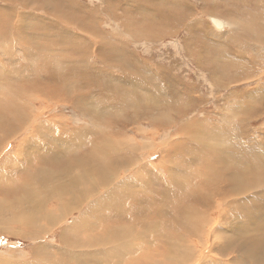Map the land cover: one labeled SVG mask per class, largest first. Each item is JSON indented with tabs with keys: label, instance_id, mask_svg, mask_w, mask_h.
Wrapping results in <instances>:
<instances>
[{
	"label": "rangeland",
	"instance_id": "374dc122",
	"mask_svg": "<svg viewBox=\"0 0 264 264\" xmlns=\"http://www.w3.org/2000/svg\"><path fill=\"white\" fill-rule=\"evenodd\" d=\"M9 1L0 0V104L3 103V108L7 111L8 101L9 99L14 100L18 85L25 83L24 79H18V76L20 74L24 76V73L29 86H33L35 90L48 96L51 94L49 101H52L51 106L35 117V120H39L34 125L35 137L33 136L32 140L25 137L28 136L27 134L22 137L27 138L25 140L27 150L36 144L35 141L41 143V135L50 133L48 130L50 126L51 133H56L54 124L58 120L66 119V125H69L68 129L70 128L65 134L66 140L75 141L87 130L90 131L89 133L96 134L84 138L85 143L80 148L78 147L80 141L73 143L75 146L73 149L61 148V151L65 149L68 154L73 155L69 156L71 157L69 167L75 164L72 168L75 171L76 165L82 163V166L88 169L104 170L109 168L106 166L107 162L118 161V158L115 159L112 156L111 147L126 149L133 143L138 146L137 155L141 157L139 160L141 162H137L132 170H130L131 167L120 169L121 178L118 180L142 177L148 183L160 185L161 195L165 194L167 189H173L170 176L167 178L165 173L181 176L184 170L189 172L184 169L185 166H182L185 164L191 166L189 167L190 172L194 175L204 173L206 167H199L196 161L191 160V156L192 158L193 156L206 157L208 154L211 157L209 165L213 168L224 167L230 164V161L264 167L262 165L264 163V0H173L170 5L165 4L167 2L163 4L162 0ZM163 13L167 14L162 18ZM65 18H69L74 25L69 24ZM161 18L162 21L168 18V21L163 23ZM211 19H217L223 27L217 29L211 23ZM81 20H84V23ZM42 25H44L43 28H41ZM78 26H82L83 31L82 28L78 30ZM152 30H159L161 36L157 38L156 35L152 36L154 33ZM83 32H87L88 36L85 34L86 37ZM12 33L15 40L14 46L11 43L12 40L5 41ZM72 35L78 36L80 42L66 41V46L62 47L60 42ZM51 36L53 38H50ZM90 36L100 37L102 40L98 38L95 40V38L92 44L93 40L91 41ZM24 44L25 46L22 47ZM39 56H46L53 60L66 56L67 66L63 67L64 64H62V68L59 66L56 68L51 60L46 61L50 64L48 70L44 71L43 68L46 62L43 67L40 65L43 73L38 72L40 76L35 79L36 81H32L36 75L30 69L31 60ZM87 58L100 71L107 73L106 78L103 76L104 79L89 73L93 78L89 86L92 91L94 90V98L90 100L85 84L87 79L80 85L74 73L71 74L72 71L68 68V65H74V68L79 71V67H85L81 62ZM54 68L56 70L53 75H47L49 70ZM23 69H25L24 72ZM87 71L89 72L90 69ZM80 74L86 76L84 70ZM118 75H123L122 77L128 75L132 81H136L133 84L125 80L124 83H117ZM70 76L71 82L66 80ZM41 83H44L42 86H45V90L36 87ZM147 90L149 93L146 94ZM78 98L84 101L78 108H75L77 107L75 100ZM102 98L113 110L117 109V101L124 98H127L129 104L141 105V110L138 109L135 112L131 108L122 107L124 111L121 109L119 115L107 120L106 126H104L106 121H101V124L96 127L91 121L92 114L87 112V109H90V104L96 103L97 115L102 111L98 108V100ZM158 100L161 102L158 103ZM28 105L23 102V106ZM169 105L173 107L169 109ZM43 106L45 107L39 103L34 105L38 111ZM235 109L242 111L238 118L234 116ZM196 127L202 130L203 134L197 130L193 132ZM208 136H212V139L208 140ZM49 139L50 137L45 138V140ZM176 142V146H171ZM7 143V149L3 154L4 157H10L3 158L4 163L12 158L13 166L22 168L26 149L18 148L19 142L16 143L15 140ZM167 143L170 146L168 150ZM91 150L93 153H90ZM71 151L74 152L71 153ZM143 165H149L148 167H152L156 172L139 170ZM260 171L262 175L259 171L258 175L262 177L258 179V186L255 185L253 189L246 191L248 193L245 192L234 198L227 196L230 192L228 189L230 190L233 185L231 180H226L224 177L218 181L219 189L221 192L224 190L223 197L224 194L226 195L223 200L214 198L215 187L208 192L198 191L200 195L212 201L213 205L209 203V210L202 206L206 211L201 212L207 213L208 220L205 221V225L202 226L204 228L197 233V236L179 227H176L178 231L175 229L176 236L174 231H169L171 233L168 236L169 239L173 237L170 239L172 247H177L175 242L183 247H190L189 254L179 253L178 261L189 255V261L185 264H243V262L236 261L237 256L240 258V251L242 256L249 252L255 255L260 253V249L264 248V186H262L264 185V170L260 169ZM136 172H139L138 175L135 174ZM190 172L189 175L192 176ZM0 174L5 175L4 172ZM205 174H208V171ZM17 175L16 173L15 176ZM158 176L161 178V184L158 182ZM253 176L254 174L251 175ZM137 184L124 183L125 187H130V189L137 188L139 185ZM0 186L4 185L0 184ZM138 188L141 193L153 195L150 190L145 191L141 187ZM1 190L0 202H11L22 192V190L13 189V192L8 194V191L12 190L11 187L7 188V193ZM177 201L175 200L179 204L180 202ZM108 202L107 200V205ZM165 204L167 203H162L161 207ZM138 206L141 211L138 215V222L135 224L136 230L127 235L131 234L129 243L136 247L140 246L137 251H144V257L137 262L129 260V264H168L162 260L161 249H157L161 245L157 247L156 241L159 242L161 239L158 235L155 237L154 233L147 231V228H153L151 221H155L156 226H160L157 228L161 231L159 234L162 237L166 223L164 214L166 212L167 215L171 214V210L165 207L166 212L164 211L165 213L161 215L159 210L152 212L146 210L144 202H139ZM200 206L197 204V207ZM6 210L8 209L5 208ZM78 214L81 212L65 217L60 224L47 231L45 238L40 239V244H47L58 249L62 242L60 237L65 234V231L78 229L85 232L82 238L79 236L81 240L79 243H82L90 228L89 242H92L95 236L102 238L101 243L105 245L103 248L105 252L111 250L115 243L116 248L123 246L124 241L121 237L115 241L112 240L114 232L111 229L99 230L95 235L93 225L96 226L94 223H97L98 226H102L101 217L104 213H99L102 215L97 217L86 213L81 219L82 224L80 222L78 227L76 225V228L72 229L70 225L79 216ZM168 217L171 219L170 215ZM255 241H258L259 245H254ZM68 245L70 252L79 250V253L85 254V252L97 251L96 248L88 251L87 248L92 249L91 243L73 246L69 242ZM240 245L242 248L238 247ZM35 248V241L0 231V260L2 263L6 261L8 264H17V262L23 264V261L33 260L38 256L34 253ZM49 252L52 255L55 254L53 258L56 259L55 250L51 248ZM162 253L166 257H170L173 253L167 248L166 240ZM252 259H256V256ZM40 263H46V261ZM79 264L93 263L82 261Z\"/></svg>",
	"mask_w": 264,
	"mask_h": 264
},
{
	"label": "bare ground",
	"instance_id": "6f19581e",
	"mask_svg": "<svg viewBox=\"0 0 264 264\" xmlns=\"http://www.w3.org/2000/svg\"><path fill=\"white\" fill-rule=\"evenodd\" d=\"M162 1H163V4L165 2H167L165 4L170 5L173 0H162ZM14 2H16V0H14ZM19 4H21V2H19ZM165 14H167V13H163L162 18L165 16ZM162 18H161V22L166 23L164 21H168V18H164L163 19L164 21H162ZM65 20L69 24L74 25V23L71 22L69 18H65ZM213 20L217 21V19H213ZM53 21H56V20H53ZM82 22L84 23V20ZM56 24H55V26H56ZM159 24H161V23H159ZM51 25L52 24H50V26ZM43 26L44 25H42L41 28H43ZM52 27H54V26H52ZM78 27H79L78 30H81L80 28H82V31H83L84 28L82 26H78ZM150 27H152V26H150ZM156 27H157V24H156ZM27 28H28V26H27ZM40 29H39V31H40ZM64 29H63V31L65 32L66 29L65 30ZM157 29H159V28H157ZM155 30H152V31H154L152 36L156 35L155 36L156 38L161 36V32L159 30L158 31H155ZM36 31L38 32V30H36ZM51 31H53V30H51ZM147 31H148V29H147ZM54 33H56V31H54ZM67 34H69V33H67ZM83 34L84 35L86 34L88 36L87 32H83ZM95 34H97V32ZM144 34H145V31H144ZM72 36H70L68 39L62 38L63 40L60 42V45L62 47H65L66 41H68V42H70V41L80 42L78 36H76V35L75 36L72 35ZM50 38H53V37L51 36ZM90 38H91V41L93 40L92 44H94L95 38H96L95 40H97V38L99 40L101 39L100 37L93 38V36H90ZM86 39H88V38H86ZM7 40H12L11 41L12 45L13 46L15 45L13 33L10 34V37L8 39H5V41H7ZM103 43L104 42H102V44ZM25 44H26V42H25ZM25 44L22 47H24ZM98 44L99 43H97V45ZM103 50H105V49H103ZM49 60L52 61L53 65H55L56 68H58V66L61 67L62 64H64L63 67L67 66V64H66L67 57L66 56H64L63 58L61 57L58 60H53V59H50L49 57H46V56H44V57L39 56V57L33 58L31 60L32 66L30 69L35 73L36 76L34 78L29 76L31 79L33 78L32 81L33 80L36 81L35 79H37V77L40 76V73L38 74V72L43 73L42 69L40 68V65H41V67H43V64ZM81 63L85 67H79L78 66L79 71H77L74 68V65H68V68L71 69L70 70V71H72L71 74L74 73V75L77 78V81L79 82L80 85H82L85 82L84 80L87 79L86 80L87 83H85V84L87 85L86 89L88 90L89 100H90V99L94 98V96H93L94 90L92 91L91 87L89 86L91 84L92 79H93L92 77H90L89 73L91 72V74L93 76H98V77H101L102 79L106 78L107 73L103 72V70L100 71L97 66L93 65V63L90 61L89 58H87L86 60L83 59V61ZM48 65H50V64H48L47 62L44 64V67H43L45 69L44 71L48 70ZM75 66H76V64H75ZM89 69H90V71L88 72L87 70H89ZM24 70L25 69H23L22 71L24 72ZM54 70H56V69L54 68L53 70H49L47 75H53V73L55 72ZM83 70H84V74H86L88 72L86 74V76L81 75L82 73L80 74V72H82ZM103 76H104V78H103ZM122 76H119V75L117 76V78H116L117 83H124V80H125L128 83L133 84L136 81V80L132 81L128 77V75H125L124 77H122ZM67 78H66V80H70V82H71V76L69 77V79H67ZM18 79H24L23 82H25V83L20 85V86L18 85V87H17L18 91L16 92V95H15V98L13 101H11L10 99H9V101H8V99L6 100L5 104L8 101V105H9V108L7 109V111L3 108V103H2V105L0 104V172L5 173L4 176L2 174H0V184L4 185V186H0V189L3 190V193H7L6 192L7 188L11 187L12 190L8 191V194H11L13 192V189L15 191L16 190H22V192L18 198H15L11 202H5V201L0 202V231L6 232L9 234H14L16 236H20L22 238H26L27 240H32V241L36 242V248L34 250V253L37 254L38 256H36L33 260H29L27 262L23 261V264L24 263L25 264H79L82 261L86 262V263H88V262L93 263V264L94 263H98V264H101V263H104V264H121L123 262H125V264H129V260H132V261L134 260L135 262H137L139 259H141V257H144V251H142V250L137 251L138 250L137 248H139L140 246L136 247L134 244L129 243V240L131 238V234L127 235V233H131V232L133 233L136 230L135 224L138 222V217H139L138 215L141 211V209L138 206L139 202L145 203L146 210H148L150 212H152L154 210H159L161 215H163L166 212V210L164 209L165 207L166 208L168 207L171 210V214L167 215V212H166V214H164V216L166 218L165 219L166 223H165V226L163 227V229H165V232L163 233L162 237L159 234V232H161V231H158V228H157L159 225L156 226L155 221H151V223L153 224L151 226H153V228L148 227L147 231H150L152 234L154 233L153 235L155 237H157V235H158V237L161 239V241L159 240V242L156 241L157 242L156 245H157V247L159 245H161L157 249H161L163 261H165L168 264H185V262L189 261V255L186 256L185 258H183L182 260L178 261L179 260V253L189 254L190 247L189 246L183 247V245H178V243H176L174 239L173 240H174L177 247H172L170 245V239H172L173 237H170V239H169L168 236H170V234H171L170 230H172L174 232L176 230L178 231V229H176V227H179L181 229L183 228V230H186L189 234L196 235V236H197V233H199V231L204 228L202 226L205 225V221L208 220V215H207V213L204 214L201 211H203V210L206 211L205 208L209 210V203H210V205L211 204L213 205V202L210 201L209 199H206L202 195H200L198 193V191L208 192L213 187H215V192L213 194L214 198H219V200H223V198H225L226 195L224 194V197H223V191L224 190L221 192V190L218 187L219 186L218 181L224 177L226 180H231V183L233 185V187L231 186L230 190L227 188L228 191H230L229 195H227V196L234 198V196H239L240 194H244L250 188L253 189L252 187H254L255 185L258 186V179L260 177H262V176L258 175V171H259V174L262 175L260 169L264 170V167H261L257 164H256L257 167H255V166H252L250 164L244 165L243 163H240V161L237 163H234L235 161L234 162L230 161V164H228L224 167H220V168L214 167L213 168L212 166L209 165L211 157H209L208 154L206 155V157H204V156H193V158H192V156H191V160L196 161V163L199 167H201V166L206 167L204 173L194 175L193 173L190 172L189 167H191V166L186 165V164L182 165L180 163L182 166H185L184 169H187L192 174V176L189 175V172H187L186 170H184V173L181 176H175V175H173L174 173H165V174H167V178L170 176V182L172 184L173 189L169 188L166 190L165 194L161 195V189H160L161 186L160 185L152 183V182L148 183L145 181L146 179H144L142 177L136 178L137 177L136 176L135 178H133L131 180H129V177H128V179L118 180L121 178L120 169L125 168V167L126 168L131 167L130 170H132V167L133 166L135 167L137 162H141V161H139L141 159V157H139L137 155V153L139 152L138 146L134 145L133 143L130 145V147H127L126 149L124 147H119L116 149V148L111 147V145H110V147H111L110 150L111 151L113 150L112 156L115 157V159L118 158V161H115L114 163L113 162H107L106 166L109 168H106L104 170L98 169L99 171H95L91 168L88 169V167L82 166L83 165L82 163H80V165H78L79 164L78 163L76 165V169L74 171L72 168H74L75 164L73 167H69L70 166L69 164H71L69 161V159H71V157H69V156H73V155L68 154L66 152V150L68 148H72V149L75 148L73 143L76 141L77 142L80 141V145L78 147L79 148L82 147L83 144L85 143L84 138L92 136V134H93V136H95L96 134L92 133V132L89 133L90 131L87 130V131H84L83 134L79 135L75 141H68L65 139V138H67L65 134L70 130V128L68 129L69 125H66V122H65L66 119L65 120L64 119L58 120V122L56 124H54L55 129L57 131V132L56 131H54V132H56V133H51L52 128L50 126L48 129L50 133L41 135V143L39 141H35L36 144L30 150H27L25 140L27 138L30 140L33 139L34 132H35L34 131V128H35L34 125H35V123L39 122V120H35V117L38 116L39 114H41L44 109H47V107L51 106L52 101H49V99H50L49 96L51 94H49V96H48L45 93L40 92L39 90H35V88L33 86H29L30 84L28 83V80H27L25 73H24V76H22L20 74L18 76ZM145 80H144V82H145ZM43 84L41 83L36 87L39 89L45 90V86H42ZM110 88L111 87H109V89ZM155 88H158V87H155ZM151 90H153V89H151ZM155 91H156V89H155ZM147 93H149L148 90H147L146 94ZM157 96H159V95H157ZM89 100H87V101H89ZM75 101H76L75 104L77 106L75 108H78L80 103L84 100L82 98H78ZM127 101H128L127 98L119 99L117 101V104H116L117 109L113 110L112 107H108L106 105L104 98H102L101 100L99 99L98 100V105H99L98 108L101 109L102 111L99 112L97 115H96V111H95V107L97 106V105H95L96 103L90 104V106H89L90 109H87V112H90L92 114V120L91 121H92L93 125L95 124L94 126L98 127L101 124L100 123L101 121L102 122L106 121L105 125H104V126H106L107 120H109L113 116H117V114L119 115L120 110L123 109L122 107L131 108L132 110H135V112H137L138 109L141 110V108H140L141 105L134 106L132 104H129V102H127ZM155 101H156V99H155ZM23 102L28 103L29 105L23 106ZM157 102L159 103L161 101L158 100ZM38 103L45 105V107L43 106V108L38 111L34 107V105H36ZM135 104H137V103H135ZM172 107L173 106L169 105V109H171ZM123 111H124V109H123ZM146 112H147V110H146ZM240 114H242L241 109H235L234 116L238 118V117H240ZM160 115H162V114H160ZM43 124H45V123H43ZM194 125H192V127ZM46 126L48 127V123L46 124ZM37 129H38V126H37ZM130 129H132V128H130ZM196 130H197V132L203 134L202 130L198 129L197 127L194 129L193 132H196ZM58 132L59 133L61 132V134H58ZM45 133H47V132H45ZM26 134L28 136H25ZM24 136L27 138H22ZM47 137H50V139L45 140V138H47ZM207 139L211 140L212 136H208ZM13 140H15L16 143L19 142L18 146H17L18 148L26 149V154L23 157V159H25V160H24L23 164L21 165L22 168L14 167L13 166L14 161L12 158L7 159L6 163H4L5 160L3 158L10 157V156L4 157V154H3L4 151L7 149V146H8L7 142L13 141ZM88 140H90V139L88 138ZM20 141H21V143H20ZM175 144H177V142L172 143L171 146H173ZM151 145H152V143H151ZM64 147L66 150L64 149V151H61V148H64ZM88 147H90V145ZM88 147H86V148H88ZM146 147H143V148H146ZM168 147H170V146H168V143H167V150H168ZM89 149H92V148H89ZM73 152L74 151H71V153H73ZM90 153H93V151L91 150ZM180 155H182V154H180ZM187 158H190V157L187 156ZM227 160H229V159H227ZM262 161H263V159H262ZM180 162H182V161L180 160ZM259 163H261V162H259ZM224 165H225V163H224ZM262 165H264V163H262ZM137 166H139V165H137ZM148 166L149 165H147V166L143 165L139 168V170H144V171L152 170V171L156 172V170H154L152 167H148ZM207 168H208V170H207ZM207 171H208V174H205ZM16 173L18 174L17 176H15ZM138 173L139 172H136L135 174L138 175ZM252 174H254L253 177H251ZM230 176L232 178H230ZM152 177H153V175H152ZM188 178L190 180H187ZM221 181H223V180H221ZM126 182H128L131 185H135V183H138L139 184V185L137 184L138 187L143 188L145 191L150 190L153 193V195H149L147 193H141L140 191H138L139 188L137 186H136L137 188H135L137 190H135L133 188L130 189V187L126 188L124 185V183H126ZM158 182L161 184V178L159 176H158ZM167 182H169L168 179H167ZM6 186H8V187H6ZM262 186H264V185H262ZM246 193H248V192H246ZM3 195H7V194H3ZM107 200L109 201L108 205H107ZM175 200H178L177 202L178 203L180 202L179 203L180 205L177 204L175 202ZM162 203H167V204H165L164 206L161 207ZM197 204H200L201 206L197 207ZM218 204H221V203H218ZM3 205L5 207H2ZM106 205H107V207L105 208ZM202 206H204L205 208L203 209ZM215 206H216V204H215ZM5 208H7L8 210L5 211ZM80 209H83V210H80ZM219 210H218V212H219ZM79 211L81 212V214H78L79 216H77V218L74 220V222L70 225V227H72V229H75L76 225L78 227V223L81 222L83 215H85L86 213L94 214L95 216H93V217L100 216L104 213V215H102V217H101L103 220L102 226H98L97 223H94V224H96V226L93 225L95 235L99 230H103L106 228L111 229L114 232L112 234V240L115 241V239H118L121 237V239H123V241H124L123 246H121L120 248H116V243H115L113 245V247L111 248V250L108 249L109 251L105 252L103 249L105 245L103 243H101L102 238H98L97 236H95L93 241L89 242L88 235H90V232H91L90 228H89L88 232L86 230V232H87L85 235L86 238L84 241H82V243H79V241H81V240H79V236H81V238H82V235L85 232L79 231V229L78 230H71V228H70L69 229V230H71L70 232L69 231L67 232L64 230L65 234H63V236L60 237V238H62V242H61V247H58V249H54L52 246H49L47 244H40V239H42L44 237V235L46 234L47 231L54 228L55 225L60 224L64 220L65 217L72 216L74 213L79 212ZM216 211L217 210H215V212ZM99 213H102V214H99ZM212 213H213V211H212ZM169 215L171 216V219H170V217H168ZM210 215H211V213H210ZM85 221H87V220H85ZM81 224H82V222H81ZM81 224H79L80 228L82 227ZM214 224H215V222H214ZM209 227H211V226H209ZM210 230H211V228H210ZM176 232L174 233L175 236L177 235ZM59 233H60V231H59ZM125 235H127V236H125ZM60 238H59V240H60ZM177 239H179V238H177ZM186 239H188V238H186ZM165 240L167 241V248L169 250L173 251V253L170 257H166L162 253L163 244H164ZM114 241H112V242H114ZM69 242H71V244L73 246L86 245V243L89 245L91 243L92 249L87 248L88 251L89 250L93 251L94 250L93 248H96L97 251H95L94 253H89V252L86 253L85 252V254L79 253L78 252L79 250H73V251L71 250V252H70V251H68V249H69L68 243ZM253 244L259 245L258 241H255ZM173 246H174V244H173ZM241 246L242 245H240L238 247L242 248ZM143 247L149 248L150 246L149 247L143 246ZM51 248H52V250H55V252L57 254L56 257L54 256L56 259L53 258V255H55V254L52 255V253L49 252V250ZM259 248H261V247H259ZM244 249H245V246H244ZM260 250L261 251H260V253H258V255L257 254L255 255L254 253L249 252L245 256H242V252L240 251V253H239L240 258L237 256L236 261L239 263L243 262V264H248V263H250V264H264V248H262ZM254 256H256V259L253 260L252 257H254ZM145 259H148V257H145ZM41 261H46V263H40ZM176 261H178V262H176ZM0 262H1V264H8V262L6 263V261H3V263H2V261L0 260ZM20 263H22V262H20ZM20 263L17 262V264H20Z\"/></svg>",
	"mask_w": 264,
	"mask_h": 264
},
{
	"label": "water",
	"instance_id": "95a60500",
	"mask_svg": "<svg viewBox=\"0 0 264 264\" xmlns=\"http://www.w3.org/2000/svg\"><path fill=\"white\" fill-rule=\"evenodd\" d=\"M211 23L217 28V29H221L223 27L221 22H217L215 20L211 19Z\"/></svg>",
	"mask_w": 264,
	"mask_h": 264
}]
</instances>
